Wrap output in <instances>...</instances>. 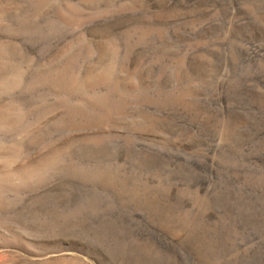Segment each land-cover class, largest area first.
Returning a JSON list of instances; mask_svg holds the SVG:
<instances>
[{
    "label": "rangeland",
    "instance_id": "rangeland-1",
    "mask_svg": "<svg viewBox=\"0 0 264 264\" xmlns=\"http://www.w3.org/2000/svg\"><path fill=\"white\" fill-rule=\"evenodd\" d=\"M32 1L0 0V264H264V0Z\"/></svg>",
    "mask_w": 264,
    "mask_h": 264
},
{
    "label": "bare ground",
    "instance_id": "bare-ground-1",
    "mask_svg": "<svg viewBox=\"0 0 264 264\" xmlns=\"http://www.w3.org/2000/svg\"><path fill=\"white\" fill-rule=\"evenodd\" d=\"M17 1H18V0H17ZM20 1H21V0H20ZM22 1H23V0H22ZM27 1H29L30 3L33 2L32 0H25V3H26ZM31 1H32V2H31ZM34 1H37V0H34ZM38 1H40V0H38ZM38 1H37V2H38ZM69 1H70V0H69ZM71 1H72V0H71ZM37 2H36V3H37ZM21 3L23 4V2H21ZM21 3H20V4H21ZM30 3H29V4H30ZM38 3H41V1L38 2ZM47 3H48V2H47ZM71 3H73V2H71ZM32 4H35V3H32ZM16 5H17V4H16ZM25 5H28V4H25ZM39 5H40V4H39ZM42 5H44V4L42 3ZM65 5H66V6H67V5L71 6L70 4H65ZM20 6H21V5H20ZM20 6H18V7H20ZM22 6H23V5H22ZM22 6H21V7H22ZM30 6H31V5H30ZM34 6H35V5H34ZM40 6H41V5H40ZM48 6H49L50 8L52 7V6H50V5H48ZM35 7H36V6H35ZM54 7H55V6H53V8H54ZM43 10H44V8H43ZM53 12H54V11H53ZM35 13H36V12H35ZM47 14H49V13H47ZM55 14H56V13H55ZM55 14H54V15H55ZM33 15H34V14H33ZM54 15H53V16H54ZM45 16H46V15H45ZM55 16H56V15H55ZM40 17H41V16H40ZM50 17H51V16H50ZM50 17H49V18H50ZM54 18H55V17H54ZM62 19H63V18H62ZM69 19H70V18H69ZM13 20H14V19H13ZM21 20H22V19H21ZM46 20H47V19H46ZM67 20H68V19H67ZM49 21H50V20H49ZM48 25H49V24H48ZM54 29H55V28H54ZM47 33H48V32H47ZM53 34H54V33H53ZM53 34H52V35H53ZM175 37H176V36H175ZM82 38H84V37H82ZM22 43H23V42H22ZM2 45H3V44H2ZM53 47H54V46H53ZM53 49H54V48H53ZM55 49H56V47H55ZM55 49H54V50H55ZM51 58H52V57H51ZM51 58H50V59H51ZM49 61H51V60H49ZM50 63H51V62H50ZM49 65H50V64H49ZM53 67H55V66H53ZM42 68H43V67H42ZM49 70H50V69H49ZM12 81H13V80H12ZM158 81H159V80H158ZM3 84H5V83H3ZM3 84H2V85H3ZM5 86H6V85H5ZM2 107H3V106H2ZM83 107H84V106H83ZM8 110H10V109L8 108ZM8 110H6L4 107H3V110H0V128H1V127H2V128L4 127L3 129H5V128L7 129V128L10 126V122H11L9 119H10V118H13L12 120H14V116H15V115L13 116L12 113H9V112H8ZM12 112H13V111H12ZM84 112H86V111H84ZM84 112H83V113H84ZM13 114H14V113H13ZM15 114H17L16 117L19 116L18 113H15ZM11 115H12L13 117H12ZM81 115H82V113H81ZM87 115H88V114H87ZM16 117H15V118H16ZM15 120H16V119H15ZM9 121H10V122H9ZM8 125H9V126H8ZM2 128H1V129H2ZM1 129H0V130H1ZM6 129H5V130H6ZM84 130H85V129H84ZM3 133L5 134L6 131H4ZM83 135H84V134H83ZM3 137H4V136H3ZM2 144H3V143H2ZM5 146H6V145H5ZM2 147H3V149L6 148V150L3 151V149H0V150L2 151V152L0 151V157H1V156H4V155H6L5 157H7V156L10 157V156H12V155H13V156L16 155V151H14V150H8V148H9L8 146H7V147H4V146L2 145ZM2 147L0 146V148H2ZM2 154H3V155H2ZM5 157H2L3 159H1V161H0V163H1V164H0V166H1V167H0V168H1V169H0V174H1V175H4V176H5L7 173L10 172V169H8V168H9V165L7 164V163H8V160H9V157H8V158H5ZM7 159H8V160H7ZM83 165H84V164H83ZM7 166H8V167H7ZM10 174H11V176H13L11 172H10ZM7 175H9V174H7ZM11 176H10V177H11ZM1 177H2V176H0V179H2V180H0V182L6 180V179H4L3 177H2V178H1ZM5 178H6V176H5ZM208 179H209V178H208ZM9 180H10V179H9ZM9 180H8V182H9ZM21 181H22V180H21ZM4 182H5V181H4ZM8 182H7V183H8ZM8 184H9V183H8ZM1 185H3V184L1 183ZM4 188H6V187L4 186ZM1 189H3V188H1ZM4 194H5V193H4ZM2 195H3V194H2ZM3 197H4V196H3ZM14 218H15V217H14ZM4 219H5V218H4ZM12 219H13V218H12ZM11 221H12V220H11ZM13 222H14V221H13ZM0 223L3 224V222H0ZM4 223H5V225L3 224V226H6V221H5ZM7 226H8V225H7ZM1 227H2V226H1ZM9 227H11V226H9ZM4 228H6L5 233H7V234H5V235H8V233L11 232V231L13 230V229L11 228L12 230L10 231L8 227H4ZM7 228H8V229H7ZM1 229H2V228H1ZM1 229H0V230H1ZM7 230H8L9 232H8ZM16 231H18V230H16ZM0 233H1V232H0ZM3 233H4V232L2 231V235H4ZM15 233H17V232H15ZM15 233H13V231H12V234L15 235ZM18 233H22V232H21V231H20V232L18 231ZM19 236H20V235H19ZM19 236H18V237H19ZM7 237H9V235H8ZM7 237H6V238H7ZM20 237H21V236H20ZM20 237H19V238H20ZM0 238L2 239L3 237L1 236ZM11 239H12V238H11ZM2 240H3V239H2ZM2 240H0V241L2 242ZM7 240H8V238H7ZM9 240H10V239H9ZM17 240H19V239L17 238ZM20 241H21V240H20ZM7 242L9 243V241H7ZM7 242H6V243H7ZM10 243H11V241H10ZM15 243H17V242H15ZM25 243L27 244V242H25ZM17 246H18V245H17ZM27 246H28V244H27ZM2 247H3V246H2ZM29 247H30V246H29Z\"/></svg>",
    "mask_w": 264,
    "mask_h": 264
}]
</instances>
